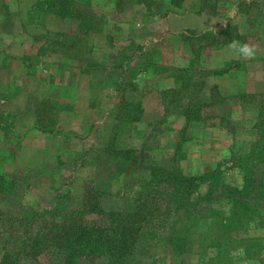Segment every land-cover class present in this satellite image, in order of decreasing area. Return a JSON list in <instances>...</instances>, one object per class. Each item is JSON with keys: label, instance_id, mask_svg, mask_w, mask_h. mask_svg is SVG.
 <instances>
[{"label": "rangeland", "instance_id": "rangeland-1", "mask_svg": "<svg viewBox=\"0 0 264 264\" xmlns=\"http://www.w3.org/2000/svg\"><path fill=\"white\" fill-rule=\"evenodd\" d=\"M39 1L44 0H0V50L17 43L14 36H17L15 33L19 31L21 21L30 36L29 41L41 45L38 52L25 56V70L20 71L17 65L16 74L12 72L11 75H20V78L9 90L0 94V117L4 123L2 127L5 126L6 131L4 137L0 135V213L23 215L33 210L51 208L61 191L70 195L71 206L80 208L78 205L87 185L109 189L117 199L112 198L108 203L114 202L119 207L123 203L122 197L126 199L136 195L143 181L150 177V167L155 162L166 167L179 165L185 174L197 176L200 186L195 197L205 195L208 191L210 183L207 173L215 170L222 171L227 183L236 187L242 186L244 174L237 159L248 152L253 141L243 142L239 138L242 135L239 134L231 151L219 145L218 154H227L216 166L206 162L207 165L203 166L204 162L200 165L198 161L200 168H197L183 152L191 131H181L174 140H167L163 136L165 117L181 109L193 113L189 121L191 124L210 122L211 112H214L219 117L214 120L221 126L232 129L239 125V122L231 118L230 106L228 101L222 100V94L216 93L212 101H206L196 95L201 87L198 78L193 80L196 61L192 58L185 59L180 52L179 35L166 37L162 32L154 36L149 33V14H163L169 7L181 5V0L177 5L172 4L170 0H71L69 12L74 14L64 17L41 12L42 5L36 4ZM262 1V5L254 6L257 15L261 12L260 19L264 16V0ZM126 10H129L128 14L142 18L140 24L148 31L146 36H132L136 33V25L130 23L122 14ZM71 17L76 23L75 28L66 23L65 19ZM61 22H64V27L56 25ZM156 24L159 23H152L153 27ZM235 29V26H231L230 33ZM208 36L211 40H217L212 33ZM187 38L195 44V35L189 34ZM139 39L141 42H138ZM101 40L104 41L103 45L105 42L106 45L99 48L96 43ZM193 48L195 49V46ZM169 51L172 54H169ZM169 59L177 69H167ZM133 60L137 61L133 64ZM189 61L193 67L187 68L185 65H190ZM72 63L85 67L93 77L89 96L83 91L70 90L69 93L70 97H73L71 103L76 105V111L81 112L88 123V111L91 109L98 112L99 121H103L99 122L95 133L92 135L91 126L85 124L79 130L82 134L77 139L67 141L66 148L59 151L55 146L52 150L48 148L49 145L42 148V145L35 146L18 141L14 122L25 99L23 98L21 103L19 96L32 93L33 98H37V115L43 120L41 123H45L47 129H53L57 122L55 119L58 109L52 106V101L58 105L60 102L57 98L60 93L69 91V69H64L63 66H70ZM5 74L6 79L1 78L0 84L11 79L10 71ZM163 74L170 76L165 78ZM157 75L162 76L159 78ZM191 80L195 83L191 84ZM153 82H157L161 88V118L157 117L155 123L148 124L141 98L153 86ZM225 97L227 98V95ZM1 98L10 100L2 102ZM246 103L257 105L255 124L259 126L262 123L264 127V92L248 95ZM89 105L92 106L87 109ZM158 115L159 113L154 118ZM135 116L140 118L133 120ZM90 134L91 137L86 142L80 140ZM49 143L52 144L51 141ZM20 146L22 148H19ZM105 146L109 147V154L96 158V162L103 165H92V150L98 151ZM127 148L136 150L138 156L133 162L128 160L125 165L107 159L116 156L117 151ZM51 153H58V156L51 158ZM204 160L208 159L203 158ZM1 177L4 180H1ZM207 203L202 201L201 205L205 207ZM216 207L221 211H229L226 198L219 199ZM97 218L96 214L88 213L85 221L91 225ZM251 219L249 226L233 231L238 243L231 251L228 261L223 264H264V209ZM5 223L6 221H0V227L5 228ZM37 225L34 227H38ZM211 254L178 256L169 250L163 253L162 263L180 264L181 260H185L193 261L194 264H214L210 260ZM51 259L50 252L39 256V262L42 264L58 262V259Z\"/></svg>", "mask_w": 264, "mask_h": 264}, {"label": "trees", "instance_id": "trees-1", "mask_svg": "<svg viewBox=\"0 0 264 264\" xmlns=\"http://www.w3.org/2000/svg\"><path fill=\"white\" fill-rule=\"evenodd\" d=\"M36 4L42 5L41 12L56 16L74 14L69 12L71 0H44ZM52 106L58 112L61 110L59 103L52 101ZM191 114L186 111L189 121ZM139 118L135 116L133 120ZM41 121L38 127L46 130ZM257 128L261 130L260 136L237 159L244 174L240 187L227 183L222 171L215 170L207 173L208 191L195 197L200 186L197 176L185 174L179 165L166 167L155 162L150 167V177L143 181L136 195L122 197L119 207L108 203L117 199L109 189L87 185L80 208L71 206L70 195L61 191L51 208L23 215L1 212L0 221L6 223L5 228L0 227V264H42L39 256L44 252L51 253V260L58 259L52 264H163V253L169 250L178 256L212 253L210 260L214 264L227 262L238 243L233 231L249 226L251 218L264 209L263 124ZM92 151L91 164L103 165L96 158L109 154V147ZM137 156L135 149L127 148L107 159L127 165ZM221 198L227 199L229 211L216 207ZM202 201L208 202L205 207ZM88 213L97 215L94 224L86 223ZM180 264L194 262L181 260Z\"/></svg>", "mask_w": 264, "mask_h": 264}, {"label": "crops", "instance_id": "crops-1", "mask_svg": "<svg viewBox=\"0 0 264 264\" xmlns=\"http://www.w3.org/2000/svg\"><path fill=\"white\" fill-rule=\"evenodd\" d=\"M262 2V0H182L181 5L178 7L174 6V8H171L173 7L171 6L163 14L157 16L149 14V33L154 36L162 32L166 37L179 35L181 38L180 52L185 59L189 60L192 58L196 61L195 72L191 71L194 74L193 80L196 81L197 79L195 78H198V82L200 81L201 88L198 89L196 95L206 101H212L216 97V93L222 94L224 96L222 100L228 101L230 106L231 118L233 121L239 122L236 128L229 129L218 124L216 122L219 118L216 116L217 113L211 112L210 122L191 124L186 116V110L183 109L176 110L165 117L162 132L167 140H174L175 136L181 131H191L183 152L186 158L193 161L197 168H200L199 164L201 165L203 162V166L208 164L214 167L222 158L226 157L227 153L218 154L219 145L231 151L233 142L239 134L242 135L239 138L243 142L251 143L257 138L259 133V129L255 124V115H257L258 107L257 105L247 104L246 97L264 92V16L260 19L261 12L257 15V11L254 10V6L262 5ZM127 12L129 10L124 11L122 14L127 17L130 23L136 25V33L132 36L135 35L136 38H140L143 35L146 36L148 31L140 24L142 18ZM73 19L71 17L65 20L67 24H71L75 28L76 23ZM155 22L159 24L153 27L152 23ZM56 25L64 27V22ZM20 26L19 31L15 33L18 39L17 36H14L16 37L14 40H17V43L0 50V81L2 80L1 78L6 79L5 72L10 71L9 75L12 72L15 73L17 65L20 71L21 69L25 70V56L38 52L41 46L40 43L29 41L30 36L23 28V21H21ZM231 26H235L236 29L230 33L229 29ZM103 33L106 37V33ZM211 33L214 39L216 38L217 40L209 38L208 35ZM227 33H229V37ZM100 34L102 35V32ZM189 34L195 35V44L187 40ZM19 38L24 40L21 41ZM205 39L208 40L206 41ZM138 42H141V40L139 39ZM103 43L104 41L101 40L96 43V46L101 48V46L106 45V42L104 45ZM243 45H248L252 49L251 55L241 52L240 49ZM193 46H195V49ZM168 53L172 54L170 51ZM170 60L167 61V69L169 71L177 69L178 67L171 64ZM136 61L133 60V64ZM5 62L6 65H4ZM77 64L72 63L70 66H63V68L69 69V78L67 80V87H69L67 89L69 91L60 93L57 98V101L60 102L59 105L61 104V110L58 112L53 132L49 129L45 130L38 127L39 117L35 102L37 98H33L32 93L23 97L19 96L21 103L22 99H25H23L20 112L19 114L17 112L14 122L15 132L17 137H19L17 138L18 141L35 146L42 145V148L49 145L50 147L48 148L52 150L54 149L53 146H55V149L59 151L61 148H66L67 141L77 139L82 134L79 133V130L85 124L91 126L92 135L95 133V130L99 127V122L103 121H99L98 112L95 110L91 111V109L88 111V123L81 112L76 111V105L71 103L73 97H70V90L83 91L86 93L85 95L89 96V91L93 84V77L90 72L85 67L83 68ZM191 64L185 66L187 68L193 67ZM157 76L160 78L162 75ZM163 76L166 78L170 75L163 74ZM19 78L20 75L13 76L12 74L9 81L1 83L0 94L9 90L10 86ZM193 80H191V84L195 83ZM223 86L227 88L221 89ZM229 86L232 87L231 91ZM159 89H161L160 85L157 82H153V86L141 98L145 107V114L148 117V124L155 123L157 117L161 118V91ZM226 95L227 98L225 97ZM9 100V98H1L2 102ZM16 100L17 98H15V102ZM91 106L89 105L87 109ZM157 113L159 115L154 118ZM2 125L4 123L0 117V135L4 137L6 131L4 129L5 126L2 127ZM91 134L79 139L86 142L91 137ZM49 141L53 145H50ZM19 148L22 147L20 146ZM55 156L57 157L58 153H51V158ZM203 158L208 160L203 161ZM198 161L199 164L197 163ZM205 162L207 163L206 165ZM203 171H207V169H203Z\"/></svg>", "mask_w": 264, "mask_h": 264}, {"label": "clouds", "instance_id": "clouds-1", "mask_svg": "<svg viewBox=\"0 0 264 264\" xmlns=\"http://www.w3.org/2000/svg\"><path fill=\"white\" fill-rule=\"evenodd\" d=\"M240 50H241V52H243L246 55L252 54V49L248 45H243Z\"/></svg>", "mask_w": 264, "mask_h": 264}]
</instances>
